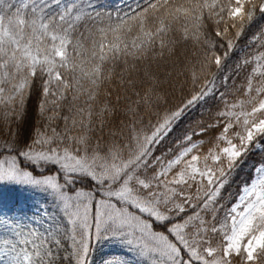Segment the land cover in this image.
<instances>
[{"label":"snow or ice","instance_id":"1","mask_svg":"<svg viewBox=\"0 0 264 264\" xmlns=\"http://www.w3.org/2000/svg\"><path fill=\"white\" fill-rule=\"evenodd\" d=\"M258 20L264 0H0V186L30 198L0 204V264H264Z\"/></svg>","mask_w":264,"mask_h":264},{"label":"trees","instance_id":"2","mask_svg":"<svg viewBox=\"0 0 264 264\" xmlns=\"http://www.w3.org/2000/svg\"><path fill=\"white\" fill-rule=\"evenodd\" d=\"M260 24H264V21H257V27ZM256 31V28L254 27L251 31L247 33V36L250 37L254 32ZM241 47L243 48L247 44V38L242 37L241 38ZM234 63L233 61H231ZM161 77L163 79V71H161ZM183 78L180 77L179 79L173 78L171 81L167 83H163V92L168 96L169 99V106H175L177 103H179L180 99L182 98V95L187 93V88H184L183 92L181 91V82ZM243 77L240 78V80H234L232 83L239 86L240 82H242ZM232 83L229 84V89L232 88ZM215 102L210 101L208 105H205L201 108H197L194 111H192L189 115H187L184 120L180 123V125L177 127L176 131L172 134L171 140L177 139V137H180L184 134L186 131H191L193 129H198V125L201 123H206L209 120V111L214 113L216 108ZM209 137H205V147L207 146V140ZM171 141H169L170 143ZM251 168V164L240 173V175L237 177L235 183L231 186V188L228 189L229 193H232V195H235V193L238 190V185L241 184V182L248 178L247 174L249 172V169ZM230 196L226 195V200L230 199ZM30 203V198L27 195V193L21 191L20 189H16L12 186H2V189H0V204H3L4 206H13L16 204H19L22 208H24L26 205ZM105 248L102 246L98 249L96 258H95V264H102V260L104 259L105 255Z\"/></svg>","mask_w":264,"mask_h":264},{"label":"rangeland","instance_id":"3","mask_svg":"<svg viewBox=\"0 0 264 264\" xmlns=\"http://www.w3.org/2000/svg\"><path fill=\"white\" fill-rule=\"evenodd\" d=\"M0 189H2V186H0ZM103 247L105 248V255H111L119 252V249L115 248L114 246H109L108 244L103 245Z\"/></svg>","mask_w":264,"mask_h":264}]
</instances>
